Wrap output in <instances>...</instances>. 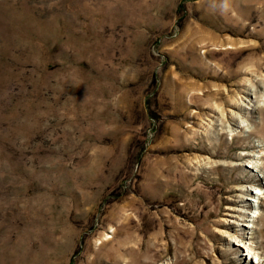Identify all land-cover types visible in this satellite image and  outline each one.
<instances>
[{
	"label": "rangeland",
	"instance_id": "374dc122",
	"mask_svg": "<svg viewBox=\"0 0 264 264\" xmlns=\"http://www.w3.org/2000/svg\"><path fill=\"white\" fill-rule=\"evenodd\" d=\"M262 76L264 0H0V264H264Z\"/></svg>",
	"mask_w": 264,
	"mask_h": 264
},
{
	"label": "bare ground",
	"instance_id": "6f19581e",
	"mask_svg": "<svg viewBox=\"0 0 264 264\" xmlns=\"http://www.w3.org/2000/svg\"><path fill=\"white\" fill-rule=\"evenodd\" d=\"M261 82L259 83L260 85H263L264 87V76L261 77ZM254 86V85H253ZM263 89V88H262ZM244 94L241 97V102L240 103H233L234 106L238 107L239 109H241L242 104H246V106L244 108H248V109H254V111H256L258 108H261V106H264V91H259L258 88L253 89L254 95L250 96L248 95V90L243 91ZM242 99L245 102H242ZM234 110H229L228 108V113L225 114L224 112H220L218 114V116H214L213 118H211V123H210V127H213L215 124L219 126V130L218 132H221L222 130H228V131H236L237 129L240 130V132H244L247 128V124H243V117L239 116V120H237V116L239 115L237 112H233ZM221 130V131H220ZM250 130V129H248ZM253 130V129H252ZM229 133V132H228ZM250 151H245L242 153L243 156H245V160L248 162L247 164H245L246 166H249L250 163H252L251 165H256V163L259 161V157H262V152L259 150L260 153H256V151L251 150ZM242 160V159H239ZM238 164H241V162L238 161ZM262 187L260 186H235L233 187L232 191H239L238 193H243L245 195V197L242 199V201H245V203H249L250 205L255 206L254 202H262L260 200V197H262L260 194V192L262 191L261 189ZM248 201V202H246ZM228 210L225 213L227 216H225L226 218H224L225 220L223 221H232L235 224L237 223L240 227L236 228L234 230L236 231H244V229H252V227L255 225V221L252 214H254L255 212H258V208H252V209H248V208H243L240 206H234V207H226ZM231 208V209H229ZM237 218V219H236ZM235 231V232H236ZM233 237H235L236 241L232 244L237 246H243L246 251L250 252L249 247L253 250V247L251 245H249L250 243H252V239L251 236L247 237V242L248 244H246V241H244L243 236H239L238 235H234V234H230ZM241 241V242H240ZM236 247L235 250H236ZM247 256V255H246ZM241 257L237 258H233L232 260L230 259L229 262H231V264H253L254 261H250V262H246V260H241ZM246 258V257H245Z\"/></svg>",
	"mask_w": 264,
	"mask_h": 264
}]
</instances>
